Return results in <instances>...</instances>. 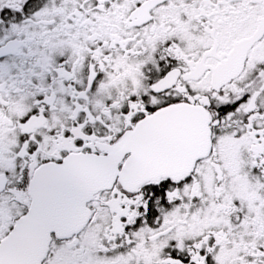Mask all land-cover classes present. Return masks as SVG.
Masks as SVG:
<instances>
[{
	"label": "snow or ice",
	"instance_id": "1",
	"mask_svg": "<svg viewBox=\"0 0 264 264\" xmlns=\"http://www.w3.org/2000/svg\"><path fill=\"white\" fill-rule=\"evenodd\" d=\"M0 264H264V0H0Z\"/></svg>",
	"mask_w": 264,
	"mask_h": 264
}]
</instances>
